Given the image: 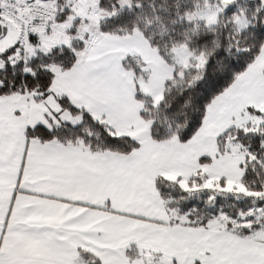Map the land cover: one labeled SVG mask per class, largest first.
I'll list each match as a JSON object with an SVG mask.
<instances>
[{"label": "snow or ice", "instance_id": "1", "mask_svg": "<svg viewBox=\"0 0 264 264\" xmlns=\"http://www.w3.org/2000/svg\"><path fill=\"white\" fill-rule=\"evenodd\" d=\"M0 264H264V0H0Z\"/></svg>", "mask_w": 264, "mask_h": 264}]
</instances>
